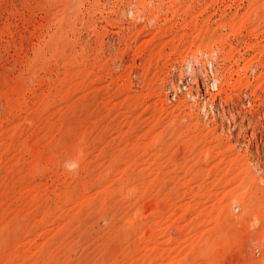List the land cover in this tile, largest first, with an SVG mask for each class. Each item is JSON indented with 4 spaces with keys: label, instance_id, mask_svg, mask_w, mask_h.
Wrapping results in <instances>:
<instances>
[{
    "label": "rangeland",
    "instance_id": "1",
    "mask_svg": "<svg viewBox=\"0 0 264 264\" xmlns=\"http://www.w3.org/2000/svg\"><path fill=\"white\" fill-rule=\"evenodd\" d=\"M0 264H264V0H0Z\"/></svg>",
    "mask_w": 264,
    "mask_h": 264
}]
</instances>
